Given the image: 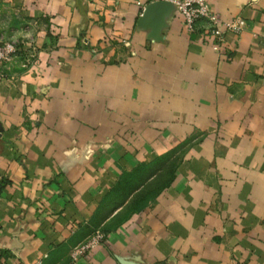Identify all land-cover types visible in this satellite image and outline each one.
Instances as JSON below:
<instances>
[{"label": "crops", "instance_id": "1", "mask_svg": "<svg viewBox=\"0 0 264 264\" xmlns=\"http://www.w3.org/2000/svg\"><path fill=\"white\" fill-rule=\"evenodd\" d=\"M150 1L0 0L25 49L0 66V264H264V0H207L245 20L223 51L176 5L141 20ZM176 147L73 259L122 175Z\"/></svg>", "mask_w": 264, "mask_h": 264}, {"label": "rangeland", "instance_id": "2", "mask_svg": "<svg viewBox=\"0 0 264 264\" xmlns=\"http://www.w3.org/2000/svg\"><path fill=\"white\" fill-rule=\"evenodd\" d=\"M18 24V12L9 11L0 3V40H14L20 46V50H23L22 36L18 35ZM179 158L180 147L171 154L149 164L148 167L135 171L133 176L114 188L98 213V217L90 224L91 232L96 228L105 229V227L114 225L135 209L140 200L152 196L173 175L174 166ZM120 205H123L122 209L111 217V213ZM106 219H108L107 222L102 223Z\"/></svg>", "mask_w": 264, "mask_h": 264}, {"label": "built area", "instance_id": "3", "mask_svg": "<svg viewBox=\"0 0 264 264\" xmlns=\"http://www.w3.org/2000/svg\"><path fill=\"white\" fill-rule=\"evenodd\" d=\"M170 1L176 5V10L182 16L187 31H194L197 29L199 21H205L201 34L211 37L213 47L219 51H223L226 32L228 30L238 32L245 24L243 18L237 17L223 21V26H221L219 17L207 0ZM19 50L20 46L14 40H0V66L6 61L11 60ZM104 238V230L100 228L95 230L88 240L74 246L71 252L72 258L77 259L81 254L88 253L92 248L101 243ZM25 264H42V259L39 258L36 261Z\"/></svg>", "mask_w": 264, "mask_h": 264}, {"label": "water", "instance_id": "4", "mask_svg": "<svg viewBox=\"0 0 264 264\" xmlns=\"http://www.w3.org/2000/svg\"><path fill=\"white\" fill-rule=\"evenodd\" d=\"M175 8V4L170 0L150 1L143 9L141 20L159 18L164 14H169Z\"/></svg>", "mask_w": 264, "mask_h": 264}, {"label": "trees", "instance_id": "5", "mask_svg": "<svg viewBox=\"0 0 264 264\" xmlns=\"http://www.w3.org/2000/svg\"><path fill=\"white\" fill-rule=\"evenodd\" d=\"M176 148H178V147H176ZM175 148V149H176ZM175 149H173V150H171V151H169V152H166V153H164V154H161V155H159V156H157L154 160H152L151 162H147V163H141L140 165H139V167L136 169V170H134L133 172H125L123 175H122V178H121V180L120 181H118V183L116 184V186H115V188H117L118 186H120L121 184H123L129 177H131V176H133L134 174H135V171H138V170H140V169H143L144 167H148V165L149 164H151V163H153V162H156V161H158V160H160L161 158H163V157H165L166 155H169V154H171V152H173ZM173 172H174V169H173ZM172 177V176H171ZM170 177V178H171ZM168 182V181H167ZM166 182V183H167ZM165 183V184H166ZM165 184L163 185V186H161L152 196H148V197H146L145 199H142V200H140V202L138 203V206L136 207V208H138V209H140V208H142L144 205H146L150 200H152L158 193H159V191L165 186ZM97 229H99V228H96V229H94L93 231H92V233L95 231V230H97ZM103 230V229H102Z\"/></svg>", "mask_w": 264, "mask_h": 264}]
</instances>
